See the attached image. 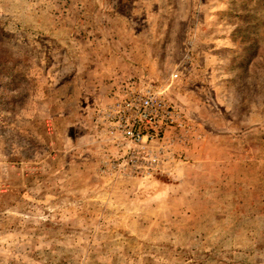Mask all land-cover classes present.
Instances as JSON below:
<instances>
[{"label": "rangeland", "instance_id": "obj_1", "mask_svg": "<svg viewBox=\"0 0 264 264\" xmlns=\"http://www.w3.org/2000/svg\"><path fill=\"white\" fill-rule=\"evenodd\" d=\"M128 80L189 123L152 176L98 125ZM0 264H264V0H0Z\"/></svg>", "mask_w": 264, "mask_h": 264}, {"label": "built area", "instance_id": "obj_2", "mask_svg": "<svg viewBox=\"0 0 264 264\" xmlns=\"http://www.w3.org/2000/svg\"><path fill=\"white\" fill-rule=\"evenodd\" d=\"M168 89L147 80H128L99 110L98 125L123 153L122 170L137 176L154 175L170 147L189 134L184 114L165 96Z\"/></svg>", "mask_w": 264, "mask_h": 264}]
</instances>
